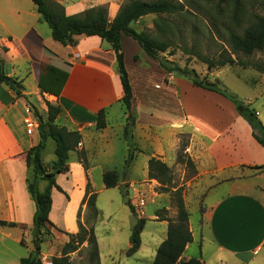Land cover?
I'll use <instances>...</instances> for the list:
<instances>
[{"label": "crops", "instance_id": "crops-1", "mask_svg": "<svg viewBox=\"0 0 264 264\" xmlns=\"http://www.w3.org/2000/svg\"><path fill=\"white\" fill-rule=\"evenodd\" d=\"M55 1L65 7L69 16L110 3ZM119 9H110L111 18ZM32 17L34 24L20 25L21 35L0 19V54L5 73L23 86V96L18 97L0 82V220L15 223L19 228H33L35 203L26 180L32 172L30 150L40 137L38 131L34 136L28 135L25 108L27 103L32 104L44 114L48 111L46 103L50 102L62 109L56 124L78 131L82 140L70 153L68 171L57 174L55 184L42 180V191L51 195L49 219L65 233L77 234L81 212V222L93 228L96 237L95 223L101 216V207L109 210L110 226L103 245L96 237L101 264H106L102 259L105 253L110 264H134L129 262L131 258L153 264L157 250L168 236V222L164 219L171 216L172 200L169 193L160 191L157 180L150 179L149 161L156 158L172 168L182 141L187 143L184 153L195 164L194 182L201 194L199 204L194 206L199 213L194 223L193 208L186 203L193 242L186 246L182 259H199L204 264H264V186L259 182L264 179V147L234 103L217 92L195 86L185 77L168 74L144 53L137 41L123 36L122 51L133 91L128 111L121 102L124 91L110 43L96 36H77L62 45L52 38L51 28L41 16ZM218 77L216 74L215 78ZM245 103L252 108L250 101ZM118 106L119 113H112ZM101 110L106 111L107 125L97 129L96 117ZM263 113L264 110L258 118L264 124ZM128 116L134 121L133 157L125 168L130 151L125 135ZM50 141L42 155L46 167L57 159L56 145L49 150ZM106 172L117 173L116 187L106 188ZM88 187L89 196L95 195L98 212L97 218L91 215L89 224L83 218L88 209L84 204ZM138 189L146 193L148 205H156L147 219L160 223L151 235V247L145 248V257L143 231L140 247L128 253L133 246L132 230L140 219L131 210ZM104 194L108 198L100 203ZM124 198L128 202L120 205ZM140 216H145V209ZM4 228H0L4 239L16 243L12 233ZM119 230L123 231L122 242ZM58 233L63 236L60 243L65 245L68 236ZM193 245L198 249L193 250ZM10 251L7 244H0V255L5 256L7 264H17L21 258H9ZM46 253L42 245L44 262ZM116 256L123 259L117 262Z\"/></svg>", "mask_w": 264, "mask_h": 264}, {"label": "trees", "instance_id": "trees-1", "mask_svg": "<svg viewBox=\"0 0 264 264\" xmlns=\"http://www.w3.org/2000/svg\"><path fill=\"white\" fill-rule=\"evenodd\" d=\"M32 1L37 12L51 28L52 38L56 42L67 45L77 36H96L112 45L113 51L116 54L124 91L121 102L128 111L132 105L133 91L122 51L123 36L131 37L137 41L144 53L157 61L168 74L176 73L181 77L187 78L197 87L217 92L231 100L239 115L252 127L256 140L264 147V124L260 121L254 109L221 89L218 86L219 83L199 80L194 70H182L176 65L174 66L173 62L169 61V59L160 57V54H166L167 52L168 56L174 55V53L168 51L171 47V42L161 39L159 36L139 32L133 27L136 22L148 15L185 13L184 3H181L179 0H129L122 4L116 16L111 18L107 5L92 7L77 15L69 16L66 14L65 7L54 0ZM228 1L232 5L231 9L228 10L229 16L224 15L227 11L220 6L217 12L221 14L222 18L226 16V25H230V28L225 29L227 34L226 41L232 50L231 54L249 56L257 51H263L264 16L257 12L248 13L244 0H219L220 3ZM261 1L264 2V0ZM256 3L260 4L259 0H256ZM244 24H246V27L241 32H237V29L241 28ZM231 54L222 55L219 61L206 58L204 62L207 64L209 70L216 67H224L228 64H236L235 62H238V60L233 58ZM4 66V61L0 54V82L7 85L16 96H23V86L16 79L5 73ZM46 104L48 108L46 119L38 115L37 111L33 108L34 115L39 122L38 134L40 141L30 150L32 172L29 173L26 182L27 189L35 203L33 218L34 250L28 257L22 259L21 264H41L39 259L41 244L43 245L50 236L52 237L54 231L65 233L50 221L51 195L47 190L42 191L40 183L42 180H48L50 183L55 184V176L68 171L70 153L78 148L82 140L81 134L78 131H69L66 127L56 124V119L62 111L61 107L50 102ZM133 122V118L128 116L125 135L130 143V151L125 161V168L129 166L133 157V147L131 144V127ZM106 125V111L101 110L96 117V128L102 129ZM255 131L259 132L258 136L255 134ZM49 140H54L56 143L55 155L57 159L50 167H46L42 162V155ZM186 146V141H182L178 154V162H186L187 166L197 172L193 161L184 153ZM183 156L187 158L186 161ZM149 177L159 182L161 186L160 191L169 193L171 200L176 201L178 207V213L175 218L166 217L164 219L168 222V236L157 250L153 264H204L199 259L188 261L182 259L186 246L193 242V235L189 226L190 213L182 195L183 189L177 188V184L174 183L172 169L161 160L151 158L149 161ZM103 180L106 188H114L118 185V175L116 172L104 173ZM57 189L62 191L58 186ZM84 204L92 211L94 218H97L98 212L95 207V195L89 196V187ZM131 210L137 216L132 206ZM80 217L81 212L78 214L79 232L77 234L65 233L69 240L62 249V257H54L52 259L53 264H71L69 254L76 252L85 242L90 246V258L92 261L100 262L98 243L94 230L93 228L85 227ZM144 225L145 219L141 218L134 226L131 234L133 246L128 251L129 254L135 252L140 247L141 233ZM15 226V223L0 220V228Z\"/></svg>", "mask_w": 264, "mask_h": 264}, {"label": "rangeland", "instance_id": "rangeland-1", "mask_svg": "<svg viewBox=\"0 0 264 264\" xmlns=\"http://www.w3.org/2000/svg\"><path fill=\"white\" fill-rule=\"evenodd\" d=\"M109 1L110 3L107 4L108 13L109 16L112 17L110 9L114 10L118 7L120 8L122 4L129 0ZM179 1L184 3L186 9L185 13L171 15H148L136 22L133 27L139 32H146L153 36H159L161 39L169 40L171 42V47L168 51L174 53V55L168 56L167 52L166 54H160V57L169 59V61L173 62L174 66L176 65L182 70H194L197 73L199 80H205L211 83L217 82V84L219 83L218 86L225 90L228 94L236 97L244 103L250 101L252 103V108H254L257 112L262 113L264 110V50L257 51L249 56L243 54L238 55L235 53L231 54L232 50L226 41V29L230 28V25H226L227 21L225 20L227 18L226 16H229L228 10H230L232 6L230 1L224 3H220L219 0ZM244 1L248 13L257 12L264 16V2L259 0L260 4H258L256 3V0ZM219 6L227 11L224 14L226 15V18H222L221 14L217 12ZM32 15H38V17H40L32 0H0V19L3 20V22L18 35H21L23 32L20 27L22 23H35ZM245 27L246 24H244L241 28H238L237 32H241ZM0 34H2L1 30ZM228 53H230L233 58L238 60V62H235L236 64H228L224 67H216L209 70L207 64L204 62V59L206 58L219 61L221 60L222 55L226 56ZM241 63H243V65H241ZM173 74L179 76L176 73ZM216 74H219L218 79L215 78ZM26 107L31 108L33 114L35 109L38 115L46 119V112L42 114V112H40L32 104L27 103ZM119 111V106L114 107L112 113L117 114ZM259 113H257V115ZM262 117H264V113L262 114ZM55 145L56 143L51 140L48 146L49 150L52 147H55ZM183 158L186 161L187 158L184 156ZM171 169L174 174V183L177 184V188L183 189L182 195L185 204L187 203L191 206V208H193L191 218L194 223L199 218V213L195 211L194 206L198 205L201 199V194H199L196 190L197 186L194 182L196 181L195 177L197 176V172L187 166L186 162L179 163L178 159L177 163H175ZM259 182L262 186H264V179L259 180ZM40 187L42 189V181L40 183ZM107 198L108 196L106 194L101 195L99 202L101 203ZM125 199L126 198H124L122 203L120 202L119 204L123 205ZM155 207V204H147L145 207V216L143 217H141L139 213H136L137 217L145 219L143 230L145 247L142 250V255L144 257L148 254L145 249L146 246L150 248L152 244L151 235L160 225L157 220L147 219L148 216L152 214L153 208ZM107 212H109V210H104L101 207V216L95 223L97 228L95 230V234L102 245L104 241L103 237L106 235L108 227L110 226ZM171 212L170 217L175 218L178 213V207L176 201L173 200ZM91 215H93V213L88 208L85 216H83L87 224L91 222ZM111 226L116 227L113 223H111ZM4 230L8 233H12L16 243L9 239H4L3 235L0 233V244H7L11 248L8 257L15 258V260L16 258H21L17 263L21 264L22 259L28 257L29 253L34 250L33 228L27 229L15 226L6 227ZM122 233L123 231H120L119 234L121 242L123 240L121 238ZM61 237L63 236H61L60 233L54 231L53 236H50L44 242L43 251L45 253L47 252V262L52 263V259L54 257H62V249L64 245L60 243ZM29 248H31V251H29ZM192 249L197 250L198 247L193 245ZM51 256H53V258H49ZM4 257L5 256L3 254L0 255V258H3V260H0V264H7ZM138 257H141V254H139ZM39 259L41 264L42 262H46L42 261V244ZM102 259L106 264H110L106 253L102 255ZM122 259L123 257L116 256L117 262ZM69 261L71 264H101L100 262L98 263L92 261L90 258V246L87 242L80 246L76 252L69 254ZM129 262L134 264H148L144 260L143 262H140L139 260L135 262L134 258L129 259Z\"/></svg>", "mask_w": 264, "mask_h": 264}, {"label": "built area", "instance_id": "built-area-1", "mask_svg": "<svg viewBox=\"0 0 264 264\" xmlns=\"http://www.w3.org/2000/svg\"><path fill=\"white\" fill-rule=\"evenodd\" d=\"M25 124L27 127V133L30 136H33L37 131L39 127V122L36 119L35 115L32 113V109L29 107L25 108ZM131 205L136 213L141 214L146 205H147V196L146 193L143 190H136V192L133 195ZM43 264H52L49 262H45Z\"/></svg>", "mask_w": 264, "mask_h": 264}, {"label": "water", "instance_id": "water-1", "mask_svg": "<svg viewBox=\"0 0 264 264\" xmlns=\"http://www.w3.org/2000/svg\"><path fill=\"white\" fill-rule=\"evenodd\" d=\"M255 134L258 136L259 135V132L258 131H255ZM126 202H128V199H125Z\"/></svg>", "mask_w": 264, "mask_h": 264}]
</instances>
